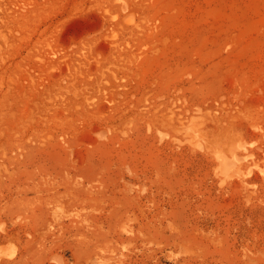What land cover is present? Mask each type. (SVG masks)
Returning <instances> with one entry per match:
<instances>
[{"label": "rangeland", "instance_id": "1", "mask_svg": "<svg viewBox=\"0 0 264 264\" xmlns=\"http://www.w3.org/2000/svg\"><path fill=\"white\" fill-rule=\"evenodd\" d=\"M0 264H264V0H0Z\"/></svg>", "mask_w": 264, "mask_h": 264}]
</instances>
